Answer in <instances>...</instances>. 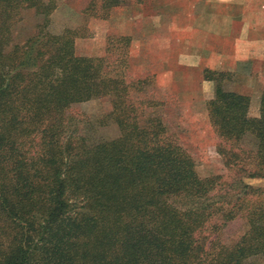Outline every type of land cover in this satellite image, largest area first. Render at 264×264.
Masks as SVG:
<instances>
[{
  "label": "trees",
  "instance_id": "obj_1",
  "mask_svg": "<svg viewBox=\"0 0 264 264\" xmlns=\"http://www.w3.org/2000/svg\"><path fill=\"white\" fill-rule=\"evenodd\" d=\"M55 9L54 0H0V264L264 260V191L237 179L214 197L220 178L199 177L193 158L168 135L158 103L135 104L132 84L101 60L76 55L75 31H47ZM25 10L43 22L17 41ZM205 79L215 81L206 107L227 144L225 164L247 158L242 178L264 179V89L251 118L248 97ZM99 98L109 100L119 137L75 138L66 112ZM249 136L255 146L246 154L241 142ZM237 219L246 232L222 240Z\"/></svg>",
  "mask_w": 264,
  "mask_h": 264
},
{
  "label": "rangeland",
  "instance_id": "obj_2",
  "mask_svg": "<svg viewBox=\"0 0 264 264\" xmlns=\"http://www.w3.org/2000/svg\"><path fill=\"white\" fill-rule=\"evenodd\" d=\"M203 1L114 0L107 5L105 0H54L47 31L54 35L75 31L76 55L101 60L105 71L132 84L135 104L158 103L168 135L193 158L199 177L220 178L214 197L237 179L264 191V179L242 178V171L250 169L247 158L239 166L225 164L228 147L214 132L206 107L214 97L215 81L205 79H221L225 91L248 97V116L257 117L264 89V47H245V56L231 67V59L223 57L229 42L215 31L222 16L202 14ZM42 22L33 10L23 11L17 41L34 34ZM258 35L264 37V32ZM110 111L107 98L75 104L65 114L68 130L75 138L114 140L119 130L108 118ZM241 144L247 154L255 141L249 136ZM246 230L243 219L234 220L223 229L221 239L236 241ZM251 264L264 260L256 258Z\"/></svg>",
  "mask_w": 264,
  "mask_h": 264
},
{
  "label": "crops",
  "instance_id": "obj_3",
  "mask_svg": "<svg viewBox=\"0 0 264 264\" xmlns=\"http://www.w3.org/2000/svg\"><path fill=\"white\" fill-rule=\"evenodd\" d=\"M202 7V14L222 16L221 27L215 31L229 42L223 57L231 59V67L236 68L237 59L245 56V47H264V37L258 35L264 32V0H204Z\"/></svg>",
  "mask_w": 264,
  "mask_h": 264
}]
</instances>
